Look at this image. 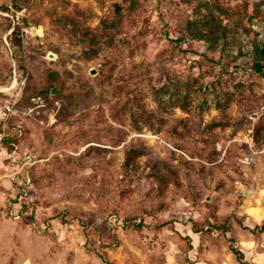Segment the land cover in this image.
Masks as SVG:
<instances>
[{"label": "rangeland", "instance_id": "374dc122", "mask_svg": "<svg viewBox=\"0 0 264 264\" xmlns=\"http://www.w3.org/2000/svg\"><path fill=\"white\" fill-rule=\"evenodd\" d=\"M263 36L264 0H0V264H264Z\"/></svg>", "mask_w": 264, "mask_h": 264}, {"label": "built area", "instance_id": "2783aa9c", "mask_svg": "<svg viewBox=\"0 0 264 264\" xmlns=\"http://www.w3.org/2000/svg\"><path fill=\"white\" fill-rule=\"evenodd\" d=\"M15 24H19L18 21ZM12 30L13 28L10 30V33L12 32ZM17 36L19 39H21V41H25L27 39L28 40L36 39L37 37L41 36V33L38 27L24 26L20 28ZM24 86H25V79L23 78L20 80L14 75L9 85H7L2 89V92H4V97L2 98V101L0 103V125H1L0 151L4 149L5 142L10 137L9 133L7 132L6 125L10 117L14 114L16 107L23 96ZM15 156H16V147H13L9 155V157L13 162L16 161ZM23 178L26 183H29L28 176H25ZM16 181L18 185L20 186L23 185V181L21 179L17 178ZM13 217L16 219L18 218V215L14 214Z\"/></svg>", "mask_w": 264, "mask_h": 264}, {"label": "trees", "instance_id": "16d2710c", "mask_svg": "<svg viewBox=\"0 0 264 264\" xmlns=\"http://www.w3.org/2000/svg\"><path fill=\"white\" fill-rule=\"evenodd\" d=\"M19 30H20L19 26H16V25L13 26L11 36L14 37L15 40L20 43L21 39H19L17 36ZM252 68L257 74L264 76V73H263L264 72V36H263V41L261 43V46L257 48L254 52V61H253ZM0 128H1V125H0ZM5 143L7 144L8 148L12 149L13 146L16 144V138L14 136L9 137ZM254 230H257L259 232H264V226L255 227ZM233 252L236 255L237 259L242 262L241 253L237 251L236 249H233ZM242 264H247V263L242 262Z\"/></svg>", "mask_w": 264, "mask_h": 264}, {"label": "water", "instance_id": "95a60500", "mask_svg": "<svg viewBox=\"0 0 264 264\" xmlns=\"http://www.w3.org/2000/svg\"><path fill=\"white\" fill-rule=\"evenodd\" d=\"M91 74H94V70H91V72H90ZM52 93H55V90H53L52 89V91H51Z\"/></svg>", "mask_w": 264, "mask_h": 264}]
</instances>
